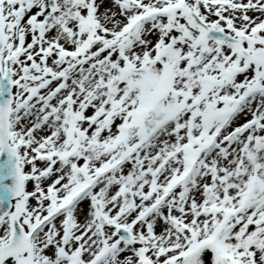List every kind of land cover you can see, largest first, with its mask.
<instances>
[{"label": "snow or ice", "instance_id": "obj_1", "mask_svg": "<svg viewBox=\"0 0 264 264\" xmlns=\"http://www.w3.org/2000/svg\"><path fill=\"white\" fill-rule=\"evenodd\" d=\"M0 264H264V0H0Z\"/></svg>", "mask_w": 264, "mask_h": 264}]
</instances>
